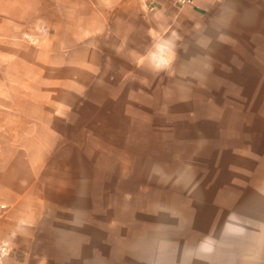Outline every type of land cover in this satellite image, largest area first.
I'll return each instance as SVG.
<instances>
[{"label": "rangeland", "instance_id": "obj_1", "mask_svg": "<svg viewBox=\"0 0 264 264\" xmlns=\"http://www.w3.org/2000/svg\"><path fill=\"white\" fill-rule=\"evenodd\" d=\"M146 3L147 10L135 3L110 10L98 81L83 103L60 111L61 135L19 137L22 152L5 154L16 164L12 173L34 179L37 194L28 197H38L25 201L37 209L34 222L2 229L9 248L79 242L86 245L79 252L101 264H165L170 254L187 256L192 227L198 249L206 239L219 241L214 228L227 225L232 212L204 190L235 181L258 136L249 131L264 130V25L192 16L188 51L163 34V16ZM176 50L185 56L174 57ZM218 254L192 264H235L234 249Z\"/></svg>", "mask_w": 264, "mask_h": 264}, {"label": "crops", "instance_id": "obj_2", "mask_svg": "<svg viewBox=\"0 0 264 264\" xmlns=\"http://www.w3.org/2000/svg\"><path fill=\"white\" fill-rule=\"evenodd\" d=\"M146 1L0 0V203L10 206L1 215L0 242H4L3 228L32 223L37 218V209L25 201L38 203V197H28L37 194L34 179L26 183L22 176L12 173L16 164L7 161L5 154L22 152L15 142L19 137L61 135L62 126L57 123L63 121L60 111L83 103L85 92L94 89L98 81L103 62L100 43L111 33L110 10L133 9L134 3L136 9L147 10ZM150 4L165 20L157 23L165 27L163 34H168L177 48L188 51L192 50L195 26L192 16L214 19L215 25H264V0H193L191 4L150 0ZM169 27L173 28L167 30ZM176 55L182 57L185 53L176 50ZM21 123L25 130H20ZM53 126L58 129L53 131ZM39 127L43 130L37 131ZM249 132L258 136L249 142L252 153L247 163L238 164L235 181L208 185L204 190L209 200H226L221 208L232 212L227 225L214 228L219 241L206 239L207 243L198 249L197 228L192 227L187 256L170 254L165 264H192V258L198 257L212 263L225 247L235 250V264H264V130ZM6 138L12 139V145L2 142ZM39 152L48 150L42 148ZM24 206L29 213H24L22 220L20 211ZM85 246L79 242H16L0 264H101L94 254L85 257L79 252ZM145 263L163 264L158 258ZM119 264L135 263L123 259Z\"/></svg>", "mask_w": 264, "mask_h": 264}, {"label": "built area", "instance_id": "obj_3", "mask_svg": "<svg viewBox=\"0 0 264 264\" xmlns=\"http://www.w3.org/2000/svg\"><path fill=\"white\" fill-rule=\"evenodd\" d=\"M181 4H191L193 0H177ZM6 208L5 204L0 203V216L2 215V211ZM10 252V248L7 243L0 242V263L3 261L5 256H7Z\"/></svg>", "mask_w": 264, "mask_h": 264}, {"label": "clouds", "instance_id": "obj_4", "mask_svg": "<svg viewBox=\"0 0 264 264\" xmlns=\"http://www.w3.org/2000/svg\"><path fill=\"white\" fill-rule=\"evenodd\" d=\"M162 66L160 64L156 65V68L159 70Z\"/></svg>", "mask_w": 264, "mask_h": 264}]
</instances>
